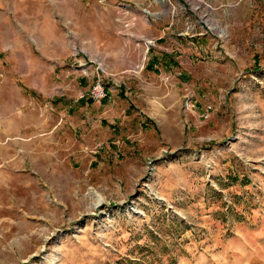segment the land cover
Segmentation results:
<instances>
[{"label": "rangeland", "instance_id": "rangeland-1", "mask_svg": "<svg viewBox=\"0 0 264 264\" xmlns=\"http://www.w3.org/2000/svg\"><path fill=\"white\" fill-rule=\"evenodd\" d=\"M0 264H264V0H0Z\"/></svg>", "mask_w": 264, "mask_h": 264}, {"label": "built area", "instance_id": "built-area-1", "mask_svg": "<svg viewBox=\"0 0 264 264\" xmlns=\"http://www.w3.org/2000/svg\"><path fill=\"white\" fill-rule=\"evenodd\" d=\"M100 1L106 2L107 0H100ZM144 11L146 14L152 13L151 10L148 8H145ZM89 93L93 98H103L108 94L105 85L100 80L96 81V83L92 85V87L89 90Z\"/></svg>", "mask_w": 264, "mask_h": 264}, {"label": "bare ground", "instance_id": "bare-ground-1", "mask_svg": "<svg viewBox=\"0 0 264 264\" xmlns=\"http://www.w3.org/2000/svg\"><path fill=\"white\" fill-rule=\"evenodd\" d=\"M96 206V205H95Z\"/></svg>", "mask_w": 264, "mask_h": 264}]
</instances>
